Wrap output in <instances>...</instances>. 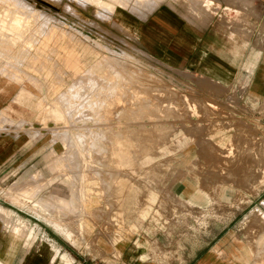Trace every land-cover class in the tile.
<instances>
[{
	"label": "rangeland",
	"instance_id": "374dc122",
	"mask_svg": "<svg viewBox=\"0 0 264 264\" xmlns=\"http://www.w3.org/2000/svg\"><path fill=\"white\" fill-rule=\"evenodd\" d=\"M161 2L244 34L237 2L224 12L215 0H0V81L19 84L30 106L26 117H0V137L44 149L39 166L0 170V210L12 220L0 213L1 223L52 243L66 264H264V93L256 77L223 84L149 54L119 17ZM249 29L255 55L264 7L254 1ZM65 150L75 166L64 169L54 160ZM80 169L91 193L84 214L73 203L84 216L77 241L7 192L40 172L35 200L70 199L82 182L69 172ZM197 183L207 197L194 204L184 196Z\"/></svg>",
	"mask_w": 264,
	"mask_h": 264
},
{
	"label": "crops",
	"instance_id": "0c3cea01",
	"mask_svg": "<svg viewBox=\"0 0 264 264\" xmlns=\"http://www.w3.org/2000/svg\"><path fill=\"white\" fill-rule=\"evenodd\" d=\"M253 1L264 7V0H215V4L220 3L218 9L224 12L232 8L236 10V2L239 5L243 4L239 8L244 12L243 24L240 25H243L244 34H238L233 25H228V28L219 27L214 15H210V19L205 21L188 18L182 10L169 2H161L145 14L124 9L119 22L134 35L139 45L149 54L172 66L185 67L223 84L234 82L239 77H256L255 89L258 93H264V47H261L264 46V41L260 43L258 53L254 55L249 29L252 26ZM247 13H249L248 18H246ZM247 29L249 32L246 31ZM246 33L250 34L246 35ZM1 68L3 72L9 70L6 66ZM12 77L21 78L22 75L14 72ZM20 91V85L13 80L0 81V117L17 119L28 116L30 106L25 104L27 102L17 99ZM41 145L42 143L35 138H23L13 134L0 137V170L6 167V174L15 175L22 173L29 166H39L44 155ZM71 157L70 152L65 150L54 160V165L64 166V169L68 164L75 166ZM69 174L75 182L78 180L82 182L76 186L74 195L70 199L51 194L48 198L35 200L33 197L39 189L37 181L41 178L40 172L33 173L24 184L14 183L7 192L14 196L13 200L17 203H33L35 208L48 214L54 225L68 238L77 241L84 234V229L78 226L79 222L84 223V216L73 208V203L77 202L81 213L84 214L85 199L91 191H88L84 182L86 180L84 170L80 169V176L72 172ZM198 183L190 196H184L190 198L194 204L204 201L207 197L203 187ZM187 187L189 188L184 184L180 189L181 194H184V188L188 189ZM0 213L4 225L5 222L12 221L9 214L2 210ZM1 221L2 219L0 220V258L3 262L66 264L60 261L58 250L56 251L52 243L42 239L31 242L24 237L17 238L5 230ZM12 227L16 233H24V229L18 224H13ZM133 251L132 248L131 253ZM64 256L68 255L63 254L62 257ZM211 260L212 262L205 264H216L213 258Z\"/></svg>",
	"mask_w": 264,
	"mask_h": 264
},
{
	"label": "bare ground",
	"instance_id": "6f19581e",
	"mask_svg": "<svg viewBox=\"0 0 264 264\" xmlns=\"http://www.w3.org/2000/svg\"><path fill=\"white\" fill-rule=\"evenodd\" d=\"M208 106H211V105H208Z\"/></svg>",
	"mask_w": 264,
	"mask_h": 264
}]
</instances>
